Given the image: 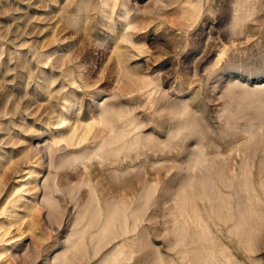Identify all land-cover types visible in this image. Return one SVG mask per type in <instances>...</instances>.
<instances>
[{
    "label": "rangeland",
    "instance_id": "374dc122",
    "mask_svg": "<svg viewBox=\"0 0 264 264\" xmlns=\"http://www.w3.org/2000/svg\"><path fill=\"white\" fill-rule=\"evenodd\" d=\"M0 264H264V0H0Z\"/></svg>",
    "mask_w": 264,
    "mask_h": 264
}]
</instances>
